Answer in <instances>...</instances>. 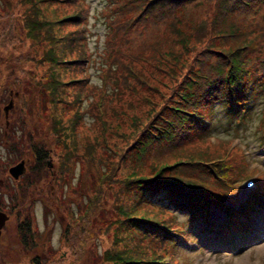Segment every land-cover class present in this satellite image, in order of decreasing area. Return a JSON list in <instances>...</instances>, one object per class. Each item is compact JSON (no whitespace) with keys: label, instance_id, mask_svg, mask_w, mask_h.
I'll use <instances>...</instances> for the list:
<instances>
[{"label":"trees","instance_id":"16d2710c","mask_svg":"<svg viewBox=\"0 0 264 264\" xmlns=\"http://www.w3.org/2000/svg\"><path fill=\"white\" fill-rule=\"evenodd\" d=\"M59 3L68 8L61 9ZM106 5L109 10L104 12V48L108 50L104 54L102 84H111L112 92L137 94L149 108L143 116L131 115L130 128L117 132L110 144L104 135L112 126L108 113L102 115L88 108L103 128L102 138L94 136L79 148L74 134L78 121L74 117L80 121V114L75 111L74 117L64 119L57 109L59 104L64 109L70 105L67 86H74L76 103L85 91L79 88L85 79L80 66L92 59L85 26L88 6L83 0H0L2 55L9 59L10 53L3 51L7 41L12 51H17V42L41 48L36 53L38 58L31 57L37 66L45 68L46 80L37 83L47 91L53 108L46 124L48 135L54 137L53 145L48 147L43 140L31 139L41 148H27L29 157L39 168L46 167L47 149L51 148L56 177L58 173L69 174L76 158L93 165L104 164L106 171L97 169L98 186L113 181L118 185L117 189L110 186L112 204L101 205L105 192L93 199L88 195L74 214L71 205H62V211L68 212L61 236L66 258L54 254L53 259L43 261L38 256L37 263L82 261L80 253L85 250L93 215L106 209L113 212L103 230L106 234L113 232L112 241L101 254L106 264H171L164 255L175 256L182 238L198 239L199 230L208 232V228H213L218 241L226 244L223 248L230 247L227 249L231 251L237 250L235 237L241 239L238 243L242 244L243 239L250 243L259 222L264 223V175L257 178V189L248 200L238 202L233 193L244 167L239 158L234 159L232 147L223 152L212 146V151L191 155L193 149L185 150V138L192 131H210L203 108L214 104L220 105L227 123H234L227 133L238 134L240 130L235 127L240 124L246 131L253 128L249 121L253 107L259 99L264 103V0H107ZM207 58L212 62L207 63ZM163 77L176 83L173 93L159 104L147 93L154 91L162 97L155 82ZM94 87L101 90L102 85ZM104 99L107 101V95L100 94L99 102ZM17 108L19 116L15 123L8 121L6 133L10 134L11 129L18 132L20 127L31 134L32 117L23 119V108ZM258 111L255 117L259 120L250 139L256 138L257 149L253 152L262 151L264 159V107ZM14 135L11 138L15 141L23 139L18 133ZM244 140L246 145L249 138ZM102 145L115 159L98 155L96 150ZM36 170L31 166L26 171L27 186L33 185L32 172ZM4 182L15 191L13 205L21 220L17 237L23 249L46 246V250L48 237L43 238L46 245L38 244L43 234L37 229L36 235L32 234L28 227L33 216H22L23 203L16 200H32L34 194L26 193L18 179L5 177ZM226 200L237 206L227 205ZM4 202L2 197V209L9 212ZM210 206L225 216L213 227L208 215Z\"/></svg>","mask_w":264,"mask_h":264},{"label":"rangeland","instance_id":"374dc122","mask_svg":"<svg viewBox=\"0 0 264 264\" xmlns=\"http://www.w3.org/2000/svg\"><path fill=\"white\" fill-rule=\"evenodd\" d=\"M83 1L85 6H88L85 26L88 28L87 46L92 55V59L80 66L82 67L81 69L85 79H82L81 82L83 83L79 90L85 91L81 94V98H79V101L76 103V100H73L72 96V92L75 90H72L74 86H67L66 95L69 98L70 103L68 104L70 105H66V109H64L60 106L61 104H59L57 109V112H59L64 119L72 116L74 117L75 111L80 114V121L74 117V119L78 121L74 134L79 148H82L83 143L90 140L92 137L94 138V136L102 138L101 131L103 128L88 108H93L95 112L98 110L102 115L105 112L108 113V123L112 126L104 135L109 144L113 142L117 132H127L130 128L131 115L138 113V116H143L145 111L149 108V104L144 101V98L143 102H141L137 94L119 93V91L116 90L112 92L111 84L106 87L102 84L101 73H103L106 67L103 61H106L104 54H106L108 50V47L107 49L104 48V42H106L105 22H107L104 12L109 10V7L106 5L107 0ZM58 5L61 9L63 8V10L68 8V5L64 6L60 3ZM199 12L201 13L202 9H199ZM1 31L2 10L0 13V32ZM10 48H12V45L10 41H7L3 45V51L7 54L10 53L7 55L9 57L8 59L5 55H2V38H0V107L2 106V112L0 111V177L2 178L0 199L1 196L4 198L5 202L3 203V207H6V210L9 209L10 214L2 233V257L0 256V264H38L36 261L38 256H41L42 260L45 261L47 259H53L52 256H54V254H56L59 259H65L67 249L61 244V236L63 227L65 226L64 224L66 223L67 225L68 222L66 220L68 212L66 210H63L65 212L62 211V205L67 208L71 205V211L74 214L80 202L86 203V197L88 195H90V199H93L105 192L106 194L103 195L101 199V205L112 204L113 197L111 195L110 186L113 189H117L118 185L113 181L110 185L109 183H102L98 186L97 169L103 173L107 170V167L99 163L97 165L86 163L81 158H76L69 174L64 173L60 175V173H58L56 177L55 168L57 166L55 159L50 153L51 148L47 149V151L49 150V158H46L50 166L47 164L46 167L42 165V167L39 168L37 164L35 165L33 158L29 157L27 148H30V146H34V148L41 147L31 142L33 141L31 139L38 141L43 140L48 147H52L53 144L51 139L54 138L48 135L49 129L46 125L48 116L50 117L48 112L53 111L49 102V95L47 91L37 83L38 81L44 82L46 80L45 68L42 65L37 66L38 64H36L31 57V55H35V58H38L36 53L40 52L41 48L31 45L22 46V44L18 42L15 45L17 51H12ZM27 54H29V58L26 57ZM211 62L212 58H207V63ZM195 67L197 68V66ZM67 78L68 75L65 79ZM165 83L166 86L164 85ZM175 83L176 80L169 81L163 77L162 80L155 82L162 93V97L158 93L150 90L147 95L159 104L162 102L164 103L168 95L173 93ZM96 85L99 87L102 85L101 90H99L100 88L94 87ZM106 92L108 93L106 94ZM100 94L107 95V101L104 99L100 103L98 100ZM11 96L14 106L10 109L6 118L3 107L8 103ZM172 96L176 98L174 94ZM129 101L132 102V105L128 104ZM258 101H260V103L253 107V113L249 119L253 128L259 120L256 119L255 114L259 112V108L264 107L263 101L260 99ZM17 106L23 108L21 110L23 119H27L29 116L32 117L31 127L33 128V134H29L27 130L25 133L24 130H20V127L18 128V132H12L11 129L10 134L6 133V120H11L12 123H15V119L19 116L20 112H18ZM160 106H158V108ZM212 106L213 107L210 108L208 106L207 108H203L206 112V122L208 126H210V131L206 133L192 131V134L185 138V150L188 151L189 148H191L193 149L192 152H189L191 155H202V153L206 152L208 149L212 151L215 148L227 152L230 145L233 149L234 159L236 158L235 160H237L239 158L238 161L244 167L243 172L240 173L241 178L236 185L233 193L235 195L233 196L238 202L245 201L249 197L251 191L245 187V180L249 177L259 178V176L261 177L264 175V159L261 158L262 151L253 152L257 149L256 138L250 139V136H253V128L246 131L244 129V124H240L235 127L240 130L238 134L236 131L227 133V130L234 126V123L226 122L225 115L219 104H214ZM16 133L20 134L23 139L15 141L14 138H11L12 136L15 137L16 135L14 134ZM189 137L190 139L186 142V139ZM246 137L249 138V141H247L245 145L244 143L246 140L244 139ZM54 145L58 146L56 141ZM125 145V143H122V146ZM47 146L44 145V148H47ZM96 152H98V155L102 153L109 159H115V155L104 145L96 150ZM21 159H24L26 162L27 169L18 179V181H20L19 186L24 184V187H22L26 193L31 195L34 194V197L32 200H27L26 197L20 200V198L17 197L16 200L23 203L21 205V208H23L22 216L31 214L33 216V218L30 217L32 220V224L30 223L31 232L33 231L32 234L36 235V233H34L36 229L40 231V233L42 232V239L39 238L38 244L46 245L47 243L46 250V246L30 247L29 254L30 256L32 255V257L24 256V252L20 250L16 228L20 216H18V211L13 205L15 202H13L12 199L13 192L15 193V191L12 186L8 185L7 187L4 182L5 177L14 179L9 174L8 168ZM31 166L37 169L32 172V179L35 181L32 186H27V177L24 178V176ZM116 174H118V172ZM17 191L20 192L21 189ZM251 195L250 198L252 197ZM225 202L232 207L237 206V204L230 203L227 200ZM208 211L210 215L212 213L217 215L215 219L211 218L212 227L216 224H220V221L225 217L223 212L215 207H209ZM65 213L66 218L64 217ZM112 214L113 212L110 209H106L105 212L100 210L96 211L92 218L93 224L87 238L85 250L80 253V255H83L82 261L70 263V259H67L61 261L60 264H106L101 254L108 248L110 241H112L113 232L109 230L106 234L103 230L104 226L109 223ZM180 216L185 218L183 214ZM261 216H264V213H262ZM207 230L208 232H205L206 229L199 230V233L196 234L198 239L190 237L187 239L182 238L179 242L178 249L175 250L176 255H164V260L171 262V264H264V225L259 228L257 234L251 239L253 243H248V246H246V239H243L244 242L241 244L238 243L240 239L235 237V242H233L235 248L238 249L236 251L227 249L230 247H224L226 248L224 249L223 246H226V244L218 241V233H215L213 228H208ZM44 237H48L45 238L47 239L46 243L43 242L45 241L43 239ZM21 254L22 256L19 257Z\"/></svg>","mask_w":264,"mask_h":264},{"label":"water","instance_id":"95a60500","mask_svg":"<svg viewBox=\"0 0 264 264\" xmlns=\"http://www.w3.org/2000/svg\"><path fill=\"white\" fill-rule=\"evenodd\" d=\"M12 102H13L12 99H10L8 103L3 107V111L5 113L6 118L8 116L9 109L13 106ZM48 166H50L49 163H48ZM24 171H25V161L24 160H20L18 163L8 168L9 174L14 179H17L20 175L24 173ZM7 219H8V215L5 212L0 210V228L4 225Z\"/></svg>","mask_w":264,"mask_h":264},{"label":"flooded vegetation","instance_id":"af4514ba","mask_svg":"<svg viewBox=\"0 0 264 264\" xmlns=\"http://www.w3.org/2000/svg\"><path fill=\"white\" fill-rule=\"evenodd\" d=\"M10 99H12V101H13V98H12V96H11V98ZM9 99V100H10ZM8 100V101H9ZM12 104H13V106H14V102H12ZM12 106V107H13ZM12 107L10 108V109H12ZM10 109H9V111H10ZM0 111L2 112V106L0 107ZM9 111H8V113H9ZM6 125H8V120H6ZM1 139H2V135H1ZM22 160V159H21ZM24 160V159H23ZM18 163V162H17ZM27 168H26V162H25V170H26ZM20 177V176H19ZM19 177L17 178V179H19ZM17 179H15V180H17ZM0 187H2V178L0 177ZM2 195V194H1ZM0 210L1 211H3V212H5L7 215H8V218H9V216H10V214H9V212H7V211H4L3 209H2V196H1V199H0ZM22 210V209H21ZM7 221H8V219L6 220V222L4 223V225L0 228V256L2 257V233H3V230H4V226H5V224L7 223ZM21 221V220H20ZM27 223V222H26ZM19 224V222L16 224V228H17V231H18V227H17V225ZM29 229H30V231H31V226L30 227H28ZM18 243H19V247H20V250H22L24 253V256H27V257H32V255L30 256V254H29V249H30V247H26L25 249H23V247H22V245H21V242L18 240ZM33 248V247H32ZM37 248V247H36ZM26 254V255H25ZM22 256V254L19 256V257H21Z\"/></svg>","mask_w":264,"mask_h":264}]
</instances>
